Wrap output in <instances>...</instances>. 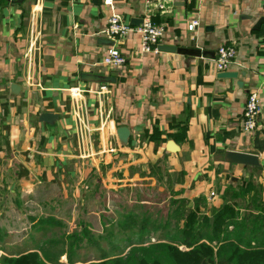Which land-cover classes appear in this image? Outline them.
I'll return each mask as SVG.
<instances>
[{
    "label": "crops",
    "instance_id": "0c3cea01",
    "mask_svg": "<svg viewBox=\"0 0 264 264\" xmlns=\"http://www.w3.org/2000/svg\"><path fill=\"white\" fill-rule=\"evenodd\" d=\"M111 14L132 26L150 16L164 28L158 44L188 46L195 37L205 55L140 52L132 31L115 42L124 63L105 65ZM261 18L264 0H0V187L26 203L39 189L88 199L103 186L143 188L162 175L175 197L192 202L211 176L221 185L257 168L264 177ZM222 45L235 48L224 71L236 77H218ZM252 90L260 112L246 132L240 120ZM42 113L57 116L46 123ZM168 141L178 150L168 152ZM228 150L255 154L259 166L227 162Z\"/></svg>",
    "mask_w": 264,
    "mask_h": 264
},
{
    "label": "rangeland",
    "instance_id": "374dc122",
    "mask_svg": "<svg viewBox=\"0 0 264 264\" xmlns=\"http://www.w3.org/2000/svg\"><path fill=\"white\" fill-rule=\"evenodd\" d=\"M215 177L211 176L213 185L206 186L194 198L200 204V215H197L201 220L192 229L203 235H206L203 226L211 215V208L219 200L223 201L220 198L225 189L234 190L236 201L242 206L252 192L247 184L251 180L253 184L264 180L257 170L235 174V179L225 176L221 185ZM153 182L132 189L103 186L96 193L92 190L88 199L82 194L72 196L69 192L64 195L39 189L33 203H26V197L0 187V264H78L96 262L102 255L107 256L105 259L119 260L118 264H129L128 253L135 260L140 257L137 252L132 253L136 246L148 249V256L161 263L159 260L167 252L159 246L156 250L150 247L165 243L172 245L173 263L189 264L184 251L193 246L179 244L181 237L174 225V205H170L171 198L177 197L162 175ZM259 191V196H264V185ZM190 199H185L187 205L193 202ZM122 232L127 233V240H121Z\"/></svg>",
    "mask_w": 264,
    "mask_h": 264
},
{
    "label": "trees",
    "instance_id": "16d2710c",
    "mask_svg": "<svg viewBox=\"0 0 264 264\" xmlns=\"http://www.w3.org/2000/svg\"><path fill=\"white\" fill-rule=\"evenodd\" d=\"M263 185L264 180L258 184H253L251 180L247 186H251L252 192L245 197L242 206H239L236 201L234 190L225 189L222 203L211 208V215L203 226L206 235L192 229L193 224L201 220L198 216L200 215L198 201L194 202V199V203H190V206L184 198H171L170 205H174L173 213L176 219L175 229L181 237L179 244L191 248L193 246L189 251H184L185 256L190 259L189 264H264V196H259V187ZM203 229L198 228V230ZM188 230L191 231L186 232ZM125 234L127 237V233L122 232L121 240L126 238ZM169 245L168 243L155 244L150 247L156 250L159 246L167 252L168 255H165L163 260H159L163 261L161 263L149 257L150 251L140 246L132 250V253L137 252L140 255L139 259H133L131 253H128L130 257H127V261L129 264L134 262L136 264H175L172 259V245ZM105 257L107 256L102 255L96 262L84 261L78 264H118L120 262L115 258L105 259Z\"/></svg>",
    "mask_w": 264,
    "mask_h": 264
},
{
    "label": "built area",
    "instance_id": "2783aa9c",
    "mask_svg": "<svg viewBox=\"0 0 264 264\" xmlns=\"http://www.w3.org/2000/svg\"><path fill=\"white\" fill-rule=\"evenodd\" d=\"M39 2V0H38ZM35 11V9H32ZM195 22L188 25V28H192ZM163 26L152 21L150 16L144 15L141 18V23L137 26H132L123 21L117 14H111L107 19L106 27L102 30V33L110 37L112 40V46L109 47L106 54L102 58L101 62L105 65L118 67L124 63V57L121 55L119 49L115 45V42L122 41L130 32L134 31L139 35V50L140 52H155L156 45L160 41V37L163 33ZM36 36L30 39L28 54L35 48ZM235 57V48L232 45H222L216 49L215 52V67L217 71H224L226 67L233 61ZM262 81L264 82V73L261 74ZM101 90L109 92L106 87L101 86ZM260 112V100L256 90H252L247 93L240 120V126L242 130L249 132L253 131L258 122V116Z\"/></svg>",
    "mask_w": 264,
    "mask_h": 264
},
{
    "label": "water",
    "instance_id": "95a60500",
    "mask_svg": "<svg viewBox=\"0 0 264 264\" xmlns=\"http://www.w3.org/2000/svg\"><path fill=\"white\" fill-rule=\"evenodd\" d=\"M260 21L264 22V18H261ZM141 23V20H139V23ZM135 26L138 24L132 23ZM105 44H111V40H106L104 42ZM156 49L158 51H168V52H178L181 54H188L193 56H201L205 55V52H202L201 49L196 46V38L193 37L188 41V46H171V45H156ZM218 77L222 78H229V77H236L235 72H229V71H221L218 74ZM80 79L88 80V81H98V82H108L112 81V78L106 77V76H98L94 74H86L81 73ZM55 113H42L39 116L40 121L50 123L52 120L56 118ZM128 129L124 126L119 127L117 129V135L120 141L125 142L128 137ZM166 150L168 152H175L178 150L177 145L174 144L173 141H168L166 144ZM224 159L233 164H242V165H251V166H259L258 158L255 154L248 153V152H240V151H234V150H228L224 153Z\"/></svg>",
    "mask_w": 264,
    "mask_h": 264
}]
</instances>
